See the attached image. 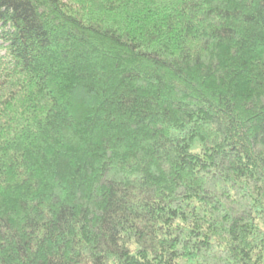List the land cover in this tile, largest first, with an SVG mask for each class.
<instances>
[{
	"label": "trees",
	"instance_id": "1",
	"mask_svg": "<svg viewBox=\"0 0 264 264\" xmlns=\"http://www.w3.org/2000/svg\"><path fill=\"white\" fill-rule=\"evenodd\" d=\"M0 264H264V0H0Z\"/></svg>",
	"mask_w": 264,
	"mask_h": 264
},
{
	"label": "rangeland",
	"instance_id": "2",
	"mask_svg": "<svg viewBox=\"0 0 264 264\" xmlns=\"http://www.w3.org/2000/svg\"><path fill=\"white\" fill-rule=\"evenodd\" d=\"M1 52H2V54H5V50L4 49H2Z\"/></svg>",
	"mask_w": 264,
	"mask_h": 264
}]
</instances>
